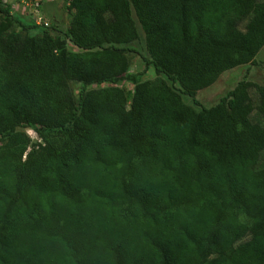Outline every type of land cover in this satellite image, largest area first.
<instances>
[{"label": "trees", "instance_id": "trees-1", "mask_svg": "<svg viewBox=\"0 0 264 264\" xmlns=\"http://www.w3.org/2000/svg\"><path fill=\"white\" fill-rule=\"evenodd\" d=\"M65 5L59 35L0 0V264H264V85L195 98L253 63L264 0ZM139 28L167 82L126 76Z\"/></svg>", "mask_w": 264, "mask_h": 264}, {"label": "rangeland", "instance_id": "rangeland-1", "mask_svg": "<svg viewBox=\"0 0 264 264\" xmlns=\"http://www.w3.org/2000/svg\"><path fill=\"white\" fill-rule=\"evenodd\" d=\"M10 2L11 14L19 16L20 21L24 24L33 21L31 19L32 17L28 15L31 11L29 9L27 10L26 6H24L22 2H20V0H10ZM65 2L66 0H47L46 2H41V6L43 9L42 15L48 22H50V28L47 30H50L51 33L63 35L64 31L68 27L70 16ZM53 22L54 24H52ZM52 27H55L54 31ZM224 27L229 30L241 29L240 26L233 22L225 23ZM41 29L42 28L40 27L31 29L30 34L35 35L41 32ZM12 30H18L16 24L12 25ZM139 34V41L130 43L129 45L123 47L127 50L124 52V56L126 58L128 66L126 76H128L129 78L132 75H139L142 81L163 80L167 82L168 80L165 78V76L157 73L152 66L146 65V61L149 60V56L144 46V35L140 28ZM242 80H247L259 85H264V47L255 57L253 63L225 71L211 86L198 91L195 98L200 106L210 108L216 105L221 98H223L227 93L233 90L235 86ZM103 86H110V84H105ZM73 87L75 91L78 88L76 84H74ZM119 87H121L125 92H132L133 90L132 83L127 80L121 82L119 84ZM180 97L185 104L196 109L199 108L195 106L188 97L184 95H180ZM26 132L27 134H29L31 142L36 141L33 137V134L29 133L30 131L26 130Z\"/></svg>", "mask_w": 264, "mask_h": 264}, {"label": "built area", "instance_id": "built-area-1", "mask_svg": "<svg viewBox=\"0 0 264 264\" xmlns=\"http://www.w3.org/2000/svg\"><path fill=\"white\" fill-rule=\"evenodd\" d=\"M46 1L47 0H20V2H22V4L26 6L27 10L29 9L31 11L30 14H28L29 12L27 14L32 17L31 19L34 21V23L43 28H46L50 25L49 22L43 17L41 12V2ZM28 131H30L29 133H32L34 139H36L35 133L32 130Z\"/></svg>", "mask_w": 264, "mask_h": 264}]
</instances>
